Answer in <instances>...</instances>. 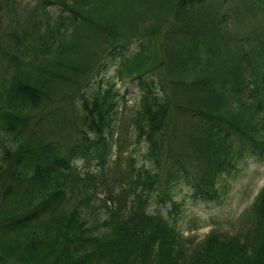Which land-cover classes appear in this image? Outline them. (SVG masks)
Instances as JSON below:
<instances>
[{
  "label": "trees",
  "instance_id": "trees-1",
  "mask_svg": "<svg viewBox=\"0 0 264 264\" xmlns=\"http://www.w3.org/2000/svg\"><path fill=\"white\" fill-rule=\"evenodd\" d=\"M159 2L172 16L159 42L151 40L155 33H146L151 41L140 42L126 58L129 41L138 35L120 38L114 30L116 18H100L106 39H100L99 47L105 45L87 59L82 79L68 85L70 94H51L53 80L44 71L32 78L22 72L0 84V129L18 141L2 155L0 213L9 217L0 218V229H38L42 219L52 217L50 229L56 231L44 242L38 238L23 248L21 259L15 253L17 259L0 258V264H264V186L245 218L251 221L244 222L238 234L214 230L196 241L176 228L180 204L172 201L166 214L150 212L152 204L172 200L180 182L190 186L196 197L214 199L217 182L238 170L247 152L264 155V0ZM224 2L238 6V14L243 15H231ZM38 4L49 13L47 8L54 2ZM59 5L56 20L77 22L70 19L72 10ZM232 11L236 12L234 7ZM231 21L243 26L248 22L251 29L243 38L246 43L238 46L236 59L230 60L227 81L218 66L205 71V62L189 67L194 68L191 77L178 76L175 66L168 72L169 63L178 66L182 45H200L214 53L213 47L221 44V26ZM39 37L42 53L32 51V60L38 54L64 53L62 39L47 29ZM153 45L158 47V59L151 58L156 62L146 67L147 50ZM0 53L8 59L5 68L19 67L22 55L30 57L23 50L9 52L2 46ZM114 55L137 67L127 78L136 82L138 94L129 123L136 144H147L145 158L150 167L131 163L122 168L120 149L113 150L110 141L120 102L126 101L109 81L107 88L100 84L108 66L105 57ZM30 64L41 70V62ZM98 77L97 87L86 92ZM227 98L231 102H225ZM110 154L115 157L107 166ZM78 159L84 161V171L75 165ZM94 159L98 163L93 169ZM60 177H72L88 197L102 196L97 199L112 225L109 238L88 239L78 221L80 209L60 215L65 186ZM118 178L120 190L116 191Z\"/></svg>",
  "mask_w": 264,
  "mask_h": 264
},
{
  "label": "rangeland",
  "instance_id": "rangeland-1",
  "mask_svg": "<svg viewBox=\"0 0 264 264\" xmlns=\"http://www.w3.org/2000/svg\"><path fill=\"white\" fill-rule=\"evenodd\" d=\"M39 1L0 0V46L4 51L16 52L17 49L30 55V57L25 58L22 55L23 61L19 67L15 64V66L5 68V62L8 59L0 53V84H5L13 76H21L22 72L32 78L40 76V72L44 71L48 75V79L53 80L49 83L50 88L48 91L51 94H56V96L68 93V85L82 79L85 67L88 65L87 59L94 58L105 45L99 47L100 39H106L105 34L100 29V18L102 16L116 18L117 23L114 30L120 38L124 36L131 37L133 34L138 35L136 39L129 41L125 58L127 54L135 53L140 42L145 43L150 40L145 35L146 33H155V36H153L154 34L151 36V40L159 42L162 30L168 24L167 19L172 18L169 15L168 8L159 0H52L54 4H50L47 8L49 13L45 12L38 4ZM59 4L72 10L74 15H71L70 19L77 22H59L56 20L61 9ZM126 5L128 8L125 7ZM223 5L231 15H238L239 17L243 15V13L238 14V6H231L228 2H224ZM233 7L236 12L232 11ZM221 27L223 30L219 38L221 44L218 43L213 47L214 53L203 49L200 45L184 47L181 44L183 49L180 52V59L177 61L178 66L169 63L168 72L175 66L178 76L191 77L194 68L190 69L189 67L201 65L205 62V71L212 72L214 66H218L220 74L223 73L224 80L227 78L225 80L227 81L229 67L231 66L230 60L231 58L236 59L238 46L246 43L243 38L251 27L248 22H245L243 26L235 21ZM45 29L53 34L56 39H62L64 42L61 45L64 49L63 54H58L57 57L54 54L39 55L42 53L39 35H43ZM151 49H153L154 55ZM32 51H39L35 60L31 58ZM147 52L149 61L146 67H149L156 62L152 60L155 59L154 57L158 59L157 45L150 46ZM105 61H107L108 66H106L103 73L104 81L100 84H102V87L107 88L106 81H109L113 85L112 89L117 90L119 95L123 94L126 100L120 102V108L115 119V133L110 138V141L114 143L113 150L118 151L120 149V162L122 163L120 165L122 168L128 167L131 163L135 166L150 167V161L145 158L147 144L146 142L136 144L134 141L136 136L129 123L133 113L131 109L138 98V94L135 87L136 82H132L127 78L136 72L137 67L133 64L130 66L128 59L124 60L122 56L118 55H114V57L107 56ZM31 62H35V64L41 62V70L31 66ZM127 66L128 68L125 71ZM199 69H202L201 66ZM56 73L57 75H54ZM98 79L99 77L87 88L86 92L97 87ZM225 102L231 101L227 98ZM238 111L239 108L237 113ZM263 114L264 110L261 115ZM260 134L261 132L258 135ZM17 143L18 141L12 135L0 129V167L3 165L2 155L6 153L5 150L17 146ZM114 157L113 154L108 155L107 166L113 164L111 162ZM97 163V159H94L90 163L91 168H96ZM75 165L77 168H81L82 171L86 169L82 159L75 161ZM59 181L65 182V186L62 187L64 195L59 203L63 208L60 215L63 216L64 212H69L74 208L80 209L78 221L82 222L86 237L101 240L109 238L112 233V225L102 208L101 201L97 199H101L102 196L98 195L97 198L95 196L88 197L87 191L80 184L73 181L72 177L67 179L60 177ZM121 181L123 184L122 179ZM116 185V191H119L120 178L116 180ZM263 186L264 155L256 156L247 152L238 162V170L223 175L217 182L215 185L216 198L202 199L196 197L190 186L180 182L176 185L175 197L165 203L152 204L150 212L158 211L166 214L171 208L172 201L180 204L181 212L176 228L181 230L184 236H195L196 241L204 238L205 235L214 230L238 234L241 232L243 223L251 221L250 219L245 220V218H249L250 206ZM32 193L36 195L35 189ZM20 194H24V192L22 191L18 195ZM8 217V214L0 213V218ZM51 220L42 219L38 223V226H40L38 229L25 227L11 228V230L6 231L1 228L0 258L4 261L5 259H17V257L21 259L23 248L35 243L38 238L42 242L49 239L56 232H51ZM76 228L78 226L75 225L74 229ZM244 241L245 239L241 240V242ZM15 253H18L17 257ZM45 257L41 258V262L45 261ZM15 262L21 261L16 260Z\"/></svg>",
  "mask_w": 264,
  "mask_h": 264
}]
</instances>
